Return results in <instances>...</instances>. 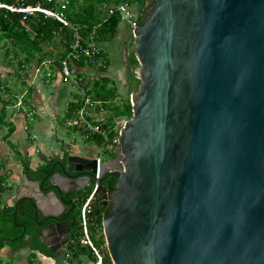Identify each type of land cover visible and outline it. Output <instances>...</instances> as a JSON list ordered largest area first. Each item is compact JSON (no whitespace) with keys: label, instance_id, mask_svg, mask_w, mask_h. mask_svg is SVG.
Returning <instances> with one entry per match:
<instances>
[{"label":"water","instance_id":"1","mask_svg":"<svg viewBox=\"0 0 264 264\" xmlns=\"http://www.w3.org/2000/svg\"><path fill=\"white\" fill-rule=\"evenodd\" d=\"M132 46L120 166L99 165L111 264H264V0H150ZM96 167L71 155L33 182L42 193L49 180L58 207L44 213L46 246L67 249L74 221L60 216L75 203L62 194L83 192Z\"/></svg>","mask_w":264,"mask_h":264},{"label":"trees","instance_id":"2","mask_svg":"<svg viewBox=\"0 0 264 264\" xmlns=\"http://www.w3.org/2000/svg\"><path fill=\"white\" fill-rule=\"evenodd\" d=\"M4 3H15L16 0H0ZM52 3H47L46 0H21L20 5L23 7L34 6L38 2H42L44 6L57 9V3L60 0H51ZM121 2H125L138 11V23L140 24L145 15L150 0H70L67 8L61 11L62 16L70 24L64 26L60 22L45 18L41 14L26 16L23 18L21 13H10L0 9V51L2 56L0 65L12 70L11 75L15 76L17 82L26 84L24 77L29 81L30 73L35 69L44 67L43 63L47 62L48 72L50 76L57 74L62 76L61 62L65 59L69 46L73 39V33L76 32L82 36L84 42L92 40L100 45L99 55L96 57L104 62V67H97L92 60L87 57H81L78 61L70 64V68L80 73H75L77 78H80L78 86L85 91V94L90 99L97 103L96 111L103 113L100 123L107 133L109 138L119 136L120 127L116 125L118 121L125 122L132 115V107L129 103L128 95L137 91L139 80L135 74V68L138 66L134 52H131L127 58L126 65L131 70L129 77L126 79V95H120L119 87L113 78L107 73V68L111 62L108 57V52L103 45L112 42L117 36L118 26L121 23L118 12L108 13L110 8H114ZM128 32V31H127ZM128 34V33H127ZM129 37H132L129 34ZM88 69H95L94 75H87ZM27 70L30 73H27ZM47 73V72H45ZM10 74V73H9ZM53 77L51 76V79ZM64 78V77H63ZM26 80V81H27ZM28 84V83H27ZM27 97L24 96V106H31L28 103V98L31 95L32 88L29 84ZM12 89L5 83L0 84V124L6 122L5 108L9 103H16V97L21 93H12ZM23 94V93H22ZM6 98L8 99L6 101ZM119 99V102L116 100ZM80 106V98L78 95L68 103V106L63 115V125L65 121L72 119L75 112ZM33 117V116H32ZM8 131L4 139L8 145L14 150V153L21 165L22 174L29 181L41 182L43 178L50 172L53 165L59 161L58 157H52L50 160L36 169L30 168L29 161L23 157L8 141L9 136L13 132V125L7 123ZM67 127V126H66ZM73 132H79L85 136L83 130L79 127H67ZM89 142L97 147L104 148V143L101 138L96 136L85 137ZM106 153V152H105ZM115 154H110L113 158ZM67 154H64L61 161H65ZM4 166L0 159V248L9 246L16 251L26 245L25 238L28 237L31 242V248L43 254L49 252L41 244L39 235L46 224L45 217L41 215L36 207L35 201L32 198H21L13 205L8 206L1 200V194L7 189V175L3 173ZM59 167L55 168V171ZM49 180L44 181L43 186L47 187ZM108 189L111 188V182L108 184ZM90 192V188L86 189L81 195L80 193L62 194L67 201L75 202V209L71 219L75 222V227L71 236V240L67 245V251L71 253L72 259L84 255L86 250L80 245V221L81 207ZM102 211L97 209V205H91V211L88 214L89 228L92 238L98 234L93 240L97 246L104 245L102 235L101 216ZM43 223L39 225V223ZM32 257V256H31ZM105 264H111L109 257L106 255ZM0 264H2L0 262Z\"/></svg>","mask_w":264,"mask_h":264},{"label":"crops","instance_id":"3","mask_svg":"<svg viewBox=\"0 0 264 264\" xmlns=\"http://www.w3.org/2000/svg\"><path fill=\"white\" fill-rule=\"evenodd\" d=\"M125 27H123L120 36H116L112 42L108 43V53L111 51L113 54V50H117V48L121 50L122 44L126 43L125 41H127V38H130L129 32H127ZM109 58L113 60L110 56ZM9 72H12V70L0 65V84L8 79ZM87 72V75H94L96 73L95 69H88ZM109 75L112 77L111 74ZM51 76L53 77L52 79ZM51 76L46 78L44 75L42 76L39 73H35L34 69L30 73L29 81L27 80L29 86L32 88L31 95L27 100L31 106L17 108L15 104L9 103L5 108L4 121L6 124H0V159L4 166L2 171L7 175V189L1 194V200L4 204L11 206L21 198H33V196H36L38 202L41 203L40 209L38 208L37 210L44 217V213L51 212V210L58 208L56 204L53 203V197H43L53 190L50 188L51 183L49 181L47 187L43 186L47 188V190L40 193L37 185L33 184V182L29 181L27 178L29 183L23 179L25 175L22 174L21 165L14 150L4 139L8 131L7 123L14 127L12 134L8 138L9 143L23 157L28 159L32 170L48 162L52 157H58L59 161H61L64 154H67V157L73 155L88 159H95L97 157L102 158L103 156V150L100 147L89 142L81 133L73 132L63 125V115L68 103L78 94L72 81L56 73ZM112 78L118 85L117 79L114 77ZM126 83L122 85V88H126ZM11 92L24 93L27 97L28 87L21 88L17 85ZM1 95L2 92H0V96ZM8 99L6 98V101ZM28 112L32 113L31 116L33 117L31 120H28L26 117ZM105 154L110 157L109 154ZM110 158H108V160ZM53 172L59 173L60 170L58 169L55 171L54 169ZM75 186L77 188L81 187L80 183L76 182ZM83 192H75V194L80 193L84 195ZM34 201L36 207H38L36 199H34ZM67 207L68 206L64 208L63 213L66 211ZM39 224H42V222ZM38 239L49 252L48 254L45 255L37 250H33L31 248L30 239L26 237V245L19 250L14 251L9 246L0 248V262L2 263L1 258L4 257L9 264H75L84 257V255H81L76 259H72L69 251L52 247L54 245L48 247L43 244L40 238Z\"/></svg>","mask_w":264,"mask_h":264},{"label":"built area","instance_id":"4","mask_svg":"<svg viewBox=\"0 0 264 264\" xmlns=\"http://www.w3.org/2000/svg\"><path fill=\"white\" fill-rule=\"evenodd\" d=\"M21 0H16L15 3H4L0 1V9L8 11L10 13H21L23 14V18L26 16H31L35 14H41L45 18H51L58 22H60L64 26H70V24L65 20L62 16L61 11L65 10L69 4L70 0H60L57 3L58 8L52 9L44 6L42 2H38L34 6L23 7L20 5ZM47 3H52L51 0H46ZM118 12L120 15L121 21L127 22V31L130 36L133 37V31L138 27V14L135 12L129 4L125 2H121L116 5L114 8H110L108 10L109 14L113 12ZM100 45L95 43L92 40L84 42V39L81 35H79L76 30L73 33V39L69 46V51L65 57V59L61 62V71L62 76L65 79H69L73 82L76 87L77 94L80 98V106L74 114L72 119L65 121V126L67 127H79L83 130L85 137L96 136L101 138L104 143V148H101L103 153L107 154H116L117 145H118V137L109 138L108 133L101 128L100 123L102 120L103 113L96 111L97 103L92 101L89 96L85 94V91L78 86V82L80 78L75 76V73H80L79 71H74V69L70 68V64L74 61H78L81 57H87L92 60L94 65L97 67H104L105 64L102 60L97 59L96 57L99 55ZM44 66H47L48 63L44 62ZM39 69L35 70V73L38 72ZM46 78L50 77V73L47 72L44 75ZM24 96L25 94H21L16 97L15 106L17 108H24ZM134 94L131 93L128 95L129 103L132 106V99ZM32 113H27L26 117L28 120L32 119ZM124 123V122H123ZM123 126V124H122ZM121 126V127H122ZM120 127V129H121ZM97 161L96 173L94 175V183L92 185L91 191L89 195L84 200L81 207V221H80V245L85 248L86 252L84 257L81 260H78L75 264H105L104 260L107 254L105 244L97 246L94 244L91 232L89 228V220L88 214L91 211V204L95 198V194L99 188L98 180L101 178L99 165L103 161L101 157L95 158ZM68 259V258H66Z\"/></svg>","mask_w":264,"mask_h":264},{"label":"rangeland","instance_id":"5","mask_svg":"<svg viewBox=\"0 0 264 264\" xmlns=\"http://www.w3.org/2000/svg\"><path fill=\"white\" fill-rule=\"evenodd\" d=\"M126 24H127V22L126 21H121V23H120V25L118 26V33H117V36H120L121 35V33H122V29H123V27H125L126 26ZM125 29H127V26L125 27ZM107 47H108V43H105L104 45H103V48H105L106 49V51L108 52V50H107ZM113 52L115 53H111V51H110V53H108L109 54V56L113 59V60H111L112 62H110V64H109V66H108V68H107V73H109V74H111L112 75V77H114L115 79H117V83H118V85H119V91H120V95L122 96V97H124L125 95H126V91H125V87H123L122 88V85L124 84V83H126L127 81H126V75H128V73L125 71V69H124V67H123V63H124V61L122 60V53H121V50L120 49H118L117 48V50H113ZM1 56H2V52L0 51V59H1ZM108 56V57H109ZM110 59V58H109ZM49 70V68L47 67V66H44V67H41V70L39 69V74L40 75H45L46 73V71H48ZM113 72H114V74H113ZM10 74H8V79H6L5 80V83L11 88V89H13V88H15L17 85H19V87H21V88H23V87H25L26 86V84L28 83L26 80V77H24V80H25V83L26 84H22V86H21V84L20 83H18L17 82V79L15 80L14 79V77L15 76H13V75H11V73L12 72H9ZM27 73L29 74L30 73V71L29 70H27ZM30 76V75H29ZM17 94H19V93H17ZM120 100L119 99H117L116 100V102H119ZM122 124H123V122L121 123L120 121H118L117 123H116V125H119V126H122ZM108 158H110V157H108V156H106V154L105 153H103V156H102V160L103 161H106V160H108ZM113 166V165H112ZM97 236H98V234H95L94 236H93V238H92V240H94V239H96L97 238ZM91 237H92V235H91ZM1 261H2V263H4V264H9L8 262H7V260L4 258V257H2L1 258Z\"/></svg>","mask_w":264,"mask_h":264},{"label":"flooded vegetation","instance_id":"6","mask_svg":"<svg viewBox=\"0 0 264 264\" xmlns=\"http://www.w3.org/2000/svg\"><path fill=\"white\" fill-rule=\"evenodd\" d=\"M133 10H134V8H133ZM134 11L137 12V14H139L137 10H134ZM138 24H139V23H138ZM138 26H139V25H138ZM125 42H126V43L122 44V47H121V53H122V60L124 61V63H123V67H124V69H125L126 72H127V71L129 72V73L127 72L128 75H126V78H128V77H129V74H130V72H131V70H129L128 67H127V65H126L127 59H126V61L124 60V49H126V58H128L129 54H130L131 52H134V50H133V46H132L131 38H129V39L127 38V41H125ZM134 54H135V53H134ZM137 67H138V66H137ZM137 67L135 68V74L137 73ZM110 159H112V160L110 161V163L114 166V168L119 169L120 161H119V159L117 158V154H115V156H114L113 158H110ZM56 167H57V166H56ZM56 167H55V168H56ZM111 180H112V177H108L106 180H104V181L102 182V186H103L104 188H106V192H108V193L111 192V188L108 189V187H107L108 184L111 182ZM93 183H94V181L91 180L90 183L87 184V186L85 187V189H86V188H87V189L90 188V190H91ZM98 183H99V182H98ZM100 185H101V183L98 184L99 187H100ZM85 189H84V190H85ZM98 189H99V188H98ZM97 191H98V190H97ZM63 199L66 200L64 197H63ZM66 201H67V200H66ZM109 203H110V199H109V198L106 199V200H102L100 196H97V192H96V194H95V198H94V200H93V202H92L91 205L96 204V205H97V209H99V210L102 211L101 216H104L105 213H106V211H107V209H108V207H109ZM74 209H75V207L70 211L69 214H67L68 211L70 210V206H68L67 209H66V211H65L64 213L62 212V214H61L60 217H61V218H65V217L67 216V220H68V221H73V220L71 219V216H72V213H73ZM50 223H52L51 220L47 221L46 224L44 225V227H45L46 225L50 224ZM74 227H75V222H74V226L72 227L71 234L73 233ZM102 235H103V234H102ZM52 247H54V246H52Z\"/></svg>","mask_w":264,"mask_h":264}]
</instances>
